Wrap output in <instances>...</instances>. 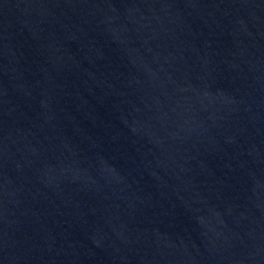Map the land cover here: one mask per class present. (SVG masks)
<instances>
[{"label": "water", "instance_id": "95a60500", "mask_svg": "<svg viewBox=\"0 0 264 264\" xmlns=\"http://www.w3.org/2000/svg\"><path fill=\"white\" fill-rule=\"evenodd\" d=\"M0 264H264V0H0Z\"/></svg>", "mask_w": 264, "mask_h": 264}]
</instances>
